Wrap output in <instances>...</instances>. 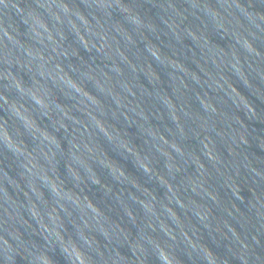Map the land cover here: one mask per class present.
<instances>
[{
    "label": "water",
    "instance_id": "obj_1",
    "mask_svg": "<svg viewBox=\"0 0 264 264\" xmlns=\"http://www.w3.org/2000/svg\"><path fill=\"white\" fill-rule=\"evenodd\" d=\"M188 2L0 4V236L63 264L264 259L239 206L264 204V12Z\"/></svg>",
    "mask_w": 264,
    "mask_h": 264
},
{
    "label": "clouds",
    "instance_id": "obj_2",
    "mask_svg": "<svg viewBox=\"0 0 264 264\" xmlns=\"http://www.w3.org/2000/svg\"><path fill=\"white\" fill-rule=\"evenodd\" d=\"M112 2L117 3V6H119V0H112ZM241 3H250L254 7L241 8L237 4V0H231V3H229V0H223V3L219 6V11L226 15L234 13L243 21H247L249 16L256 18L257 10L264 12V0H241ZM0 4H4V0H0ZM124 11L127 12V16L122 17L123 19L133 16L139 19L135 9H124ZM183 11L190 15L199 12L211 23L213 13L210 10L206 12L200 4L192 3L191 0L183 4ZM261 19H264V17H261ZM68 72L76 78H79L81 75L79 69L75 67L69 68ZM256 151L258 155L264 156V152H260L259 149ZM248 199L249 194L245 191L244 200L239 203L241 210L251 212L253 218L260 224V227L264 228V204L259 205V207L253 205L249 208ZM261 199H264V196ZM5 236L7 239H5ZM241 259L243 260L245 257H241ZM258 261L259 264H264V259L258 258ZM0 264H63V256L49 240L28 237L27 235L24 237L9 235L6 231L4 236H0ZM247 264H252V257L250 255L247 256Z\"/></svg>",
    "mask_w": 264,
    "mask_h": 264
}]
</instances>
